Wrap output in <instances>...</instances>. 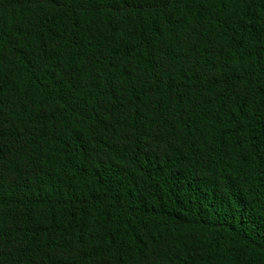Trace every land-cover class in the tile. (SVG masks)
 <instances>
[{
    "label": "trees",
    "instance_id": "1",
    "mask_svg": "<svg viewBox=\"0 0 264 264\" xmlns=\"http://www.w3.org/2000/svg\"><path fill=\"white\" fill-rule=\"evenodd\" d=\"M0 264H264V0H0Z\"/></svg>",
    "mask_w": 264,
    "mask_h": 264
}]
</instances>
